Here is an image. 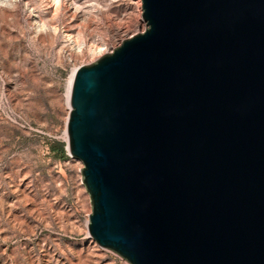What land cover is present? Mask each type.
Instances as JSON below:
<instances>
[{
    "label": "water",
    "instance_id": "1",
    "mask_svg": "<svg viewBox=\"0 0 264 264\" xmlns=\"http://www.w3.org/2000/svg\"><path fill=\"white\" fill-rule=\"evenodd\" d=\"M70 91L88 231L129 264H264V0H141Z\"/></svg>",
    "mask_w": 264,
    "mask_h": 264
},
{
    "label": "rangeland",
    "instance_id": "2",
    "mask_svg": "<svg viewBox=\"0 0 264 264\" xmlns=\"http://www.w3.org/2000/svg\"><path fill=\"white\" fill-rule=\"evenodd\" d=\"M142 12L141 0H0V264H129L89 235L67 97L79 67L146 30Z\"/></svg>",
    "mask_w": 264,
    "mask_h": 264
},
{
    "label": "bare ground",
    "instance_id": "3",
    "mask_svg": "<svg viewBox=\"0 0 264 264\" xmlns=\"http://www.w3.org/2000/svg\"><path fill=\"white\" fill-rule=\"evenodd\" d=\"M140 2V1H139ZM139 5H140V3H139ZM80 48V47H79ZM104 49H101V48H95L94 49V52L95 53H98V54H101L102 52H104L103 51ZM103 54V53H102ZM99 56V55H98ZM102 56V55H101ZM74 74H75V72H74ZM73 78H74V75L72 76V78H71V81H70V85H69V90H68V97H67V99H68V102H69V98H70V91H71V86H72V83H73ZM88 220H87V224H86V226L88 227Z\"/></svg>",
    "mask_w": 264,
    "mask_h": 264
},
{
    "label": "trees",
    "instance_id": "4",
    "mask_svg": "<svg viewBox=\"0 0 264 264\" xmlns=\"http://www.w3.org/2000/svg\"><path fill=\"white\" fill-rule=\"evenodd\" d=\"M53 151L56 153H60L62 157H66V151L63 145L53 147Z\"/></svg>",
    "mask_w": 264,
    "mask_h": 264
},
{
    "label": "built area",
    "instance_id": "5",
    "mask_svg": "<svg viewBox=\"0 0 264 264\" xmlns=\"http://www.w3.org/2000/svg\"><path fill=\"white\" fill-rule=\"evenodd\" d=\"M112 52V51H111Z\"/></svg>",
    "mask_w": 264,
    "mask_h": 264
}]
</instances>
